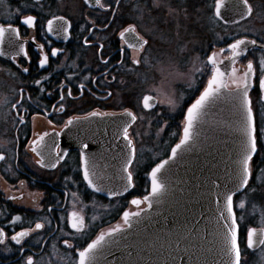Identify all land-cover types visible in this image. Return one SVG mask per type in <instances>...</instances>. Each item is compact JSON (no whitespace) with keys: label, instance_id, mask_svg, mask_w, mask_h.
I'll use <instances>...</instances> for the list:
<instances>
[{"label":"flooded vegetation","instance_id":"obj_1","mask_svg":"<svg viewBox=\"0 0 264 264\" xmlns=\"http://www.w3.org/2000/svg\"><path fill=\"white\" fill-rule=\"evenodd\" d=\"M5 1L9 4L10 17H0V26L6 29L5 43L0 46L4 51L0 56V145L3 146L0 152L5 155V160L0 161V229L6 235L0 240V264H26L28 257H32L33 264H78L77 249L82 250L101 235L105 240L98 246L93 264H150L149 243L143 234L154 233L156 225L150 224L160 223L157 207L183 171L192 165L197 188L216 196L215 185L232 181L233 172L228 170L227 126L233 117H236L233 122L238 121V116L231 97L221 95L211 102L206 115L197 117L194 140L179 150L174 160L170 159L171 149L183 139L188 107L195 103L212 78L207 56L215 52L217 63L224 71L227 57L231 55L228 44L241 38L264 42L260 39L264 37V0H249L252 14L244 20L240 19L244 6L233 8V0H226L227 8L222 9V15L228 24L214 17L215 0H119V6L116 0H100L99 4L96 0ZM170 9L179 15H170ZM203 13L212 22L207 17L201 19L199 16ZM28 16L36 17L34 26L23 22ZM57 17L65 19L61 21ZM50 20L51 32L48 31ZM233 20L239 23H232ZM67 21H71V28L57 32ZM200 25L206 28H199ZM9 26L19 29V34L15 35ZM130 26L135 27V32H125L121 38L119 33ZM218 32L222 36H215ZM140 37L149 41L143 52L125 44V40L128 44H137ZM213 37L217 38L216 43L212 42ZM9 39L16 40L28 51L30 62L7 47ZM85 39L88 44L84 43ZM206 42H210L207 47ZM38 45H43V52L49 55V63L44 68L38 66L41 58ZM249 47L252 51L235 64L240 70L237 77L247 70L248 60L262 55L253 46ZM52 48L61 49V53L51 56ZM197 54H201V62L205 59L206 73L201 78L197 76L199 81L192 82L195 87L192 94L182 99L186 106L175 122L176 135L166 143L164 133L155 132L153 120L145 118L156 107L146 109L145 96H153L156 105L159 98L155 93L142 94V90L150 82H157L151 79L157 66L165 68V73L178 72L184 67L190 73L192 63L187 58ZM12 56L16 59L12 60ZM145 57L151 67L144 63ZM133 58H139L141 64H133ZM104 60L109 62L104 64ZM25 67L28 73L22 72ZM219 79L225 84L231 82L227 75ZM36 80L42 83L36 84ZM80 84L85 86L83 92L78 87ZM21 88L24 99L18 104ZM69 89L71 96L67 94ZM108 92L112 93L111 97H107ZM139 93L142 96L138 101ZM61 94L64 95L63 110H60ZM252 99L255 105L254 94ZM125 109L137 116L129 128L131 146L136 149L129 169L135 188L115 197L105 191L96 193L83 177L81 154L97 165L95 169L90 168V175L98 187L119 188L122 165L129 150L117 127L121 119L118 114ZM93 112L101 115H92ZM20 117L26 122L19 123ZM70 119L74 123L66 127ZM83 144L89 148L82 149ZM163 148L168 149L166 154H162ZM56 152L68 155L53 168L51 163L55 162ZM41 160L48 166L38 163ZM164 160L169 163L158 178L165 184L166 192L159 203L153 200L149 208L144 197L151 191V170ZM263 162L264 152H261L259 158L254 157L248 188L234 197L238 217L239 198L258 185ZM97 176L102 179L97 180ZM133 199L143 203L133 205ZM222 208L221 204L218 211ZM125 212L141 214L130 216L126 222ZM18 216L20 220H16ZM73 222L78 224V229L71 227ZM36 223L45 224V228L36 230ZM128 223L132 224L131 228ZM114 229L123 231L108 236ZM21 231L30 233L22 238V245L11 239ZM247 231L242 233L240 224L241 249L246 246ZM65 239L74 247L64 244Z\"/></svg>","mask_w":264,"mask_h":264},{"label":"snow or ice","instance_id":"obj_2","mask_svg":"<svg viewBox=\"0 0 264 264\" xmlns=\"http://www.w3.org/2000/svg\"><path fill=\"white\" fill-rule=\"evenodd\" d=\"M99 4L100 0H96ZM117 6H119V0H116ZM241 5L244 6L245 11L241 12L240 19L244 20L247 16L252 14V7L249 4V0H233V8H239ZM102 6V5H101ZM213 7L214 17L220 20H223L225 24H228L229 21L224 18L222 15V9L227 8L226 0H215ZM170 15L178 16L179 13L173 12V10H169ZM57 20L63 21L64 17H57ZM36 17L28 16L24 19V23L28 25H35ZM177 27L179 28V22L177 21ZM232 23H239V21L233 20ZM71 28V21H67L66 24H61L56 31L57 32H67L68 29ZM9 29L15 34H19V29ZM6 29L3 26H0V46L4 45V34ZM48 31H53L52 21L48 22ZM125 32H135V27L130 26L125 29V31H121L119 36L123 38L125 36ZM262 41H264V37H260ZM47 42V41H46ZM85 44H88L89 41L85 39ZM125 44L128 48L134 49L139 52H143L145 47L149 44L147 39H143L142 37L138 38L137 44H128L127 40H125ZM249 46H253L256 50H259L262 55L258 57L256 60H248L247 61V70L242 71V74L237 77L236 73L240 71L235 67L236 62L240 57L246 56L250 51ZM7 47L10 49L16 50V56L27 57L30 62V57L28 51L24 49L22 45H18L17 41L14 39H9L7 42ZM40 53L41 58L38 59V66L40 68H44L49 63V55L43 52V45L37 46ZM101 48L103 45L100 46ZM228 50L231 51V55L227 57L228 64L225 67L224 71H221L220 66L216 60L215 52L212 55L207 56V61L210 62L212 68L210 71L213 72L212 78L208 80L207 87L201 93L198 99L195 100L190 107L187 109L186 116V126L183 129V139L180 143L176 144L174 148L171 149V157L170 159H176L178 155V151L189 146L190 141L194 140L193 129L197 122V117L199 115H206L207 109L210 107V104L213 100L219 98L221 95L231 97L233 99L234 108L238 116V150H237V159L234 162V172L232 181L230 184H219L215 185L218 190V195L216 196L215 203L220 208L221 203H223L222 210L218 211V224L222 231L219 233L221 238L222 245V254L226 256L227 264H242L243 261V253L240 244V223L239 220L243 219V216H237V210L234 206V197L237 193L241 192L243 189L248 188L249 180L253 175V160L254 157L259 158L260 153L264 152V42L258 43L257 39H235L233 43L228 44ZM51 56L55 57L61 53V49L52 48ZM255 53L253 52V55ZM4 55L3 48L0 47V56ZM16 56H12L11 59L15 60ZM109 61L104 60L103 63L107 64ZM123 64V60L120 61ZM132 63L135 65H140L141 60L139 58H133ZM144 63L151 67V62L145 57ZM220 63H223L221 61ZM161 73H165L167 70L165 68L160 69ZM194 71H200V69L194 66ZM22 72L28 73L29 69L27 67L22 68ZM203 75V73H201ZM227 75L230 78V84H225L219 77H223ZM168 76H163V81ZM115 79V77H113ZM36 84H41L42 81L36 80ZM79 89L81 92L84 90V85L80 84ZM153 91L156 93L157 97L163 96L169 105L173 108L176 107L175 101L172 99L171 95L168 93L166 89L161 87H154ZM68 96L72 95L71 90L69 89L67 92ZM252 94L257 97V100L254 105V101L252 99ZM112 93L108 92L107 97H111ZM106 97V98H107ZM31 97H29L30 99ZM24 99L23 89H20V100L17 102L18 104L22 102ZM153 99L151 96H146L144 98V106L146 108H151L152 105L148 103L149 100ZM63 101L64 95H60V110H63ZM7 102V101H5ZM164 102V100H162ZM14 107L16 105H13ZM19 115V111H18ZM92 115L99 116L101 113L93 112ZM112 115H117L113 113ZM121 119L117 123L118 129L122 132L124 139L127 141L128 153L125 155L124 163L122 165V175L120 177L121 184L119 188H107L98 187L96 183L93 182L92 176L90 175V168L95 169L97 165L95 162H91L87 155L81 154V159L83 161V177L87 181V185L90 186L96 193L105 191L110 196H121L124 193L130 191L135 188L134 176L131 168L132 162L135 158L136 149L131 146L132 141L129 137V128L131 124L134 123L137 119L135 113H133L129 109H125L123 113L118 114ZM26 121L23 117H20L19 123L23 124ZM74 120L70 119L67 122L66 127L72 125ZM49 135L45 133V136ZM42 139V138H41ZM3 146L0 145V148ZM88 144H83L82 149H88ZM36 151L35 148L32 149ZM51 155V154H49ZM67 152H56L53 156L55 160L54 163H51V167L55 168L60 159H63L67 156ZM5 160V155L3 152H0V161ZM42 166H48L44 163L43 160L38 161ZM169 163L168 160H164L162 163L156 165L155 168L151 170V191L148 196L144 197L145 201H148V207L151 208L153 206V200L157 203L160 202V198L164 196L166 192L165 184L160 181L158 178V174L162 172L165 166ZM264 171V170H261ZM102 179L97 176V180ZM249 191H253L250 189ZM15 199V197H12ZM133 205H140L143 203L142 200L133 199L131 201ZM245 203L243 201L239 202V209H244ZM51 211V210H50ZM140 212L135 213H124V219L126 222L129 221L130 216L139 217ZM75 216V213L72 214ZM21 218L18 216L16 220H20ZM264 222V219H262ZM71 227L73 229H78V224L73 222ZM132 224L128 223V228H131ZM45 224L36 223L35 229H44ZM83 231L82 229H80ZM123 231L122 229H114L113 232L108 233V236H113L115 232ZM5 233L2 229H0V240L5 237ZM30 233L27 231H21L16 233L11 237L13 241H16L17 244L22 245V238L29 236ZM105 240V237L101 235L98 240H94L91 243H88L86 247H83L82 250L77 249L78 251V264H93L95 260L96 250L102 241ZM64 244L68 245L70 248L74 247L69 244L68 239L63 241ZM185 244L186 246L181 248V244ZM264 245V229L260 231L259 238H257V229L250 228L247 231V241L246 247L248 249H252L256 244ZM164 247V251L166 255L171 260V264H181L184 261V264H188V261L191 260L192 264H195L198 257L195 255L194 249L196 246L191 243V236L189 235L187 238L182 236H176L175 240ZM26 264H33L32 257H28L26 260Z\"/></svg>","mask_w":264,"mask_h":264},{"label":"water","instance_id":"obj_3","mask_svg":"<svg viewBox=\"0 0 264 264\" xmlns=\"http://www.w3.org/2000/svg\"><path fill=\"white\" fill-rule=\"evenodd\" d=\"M148 103L152 107H144L152 109L156 106L157 100L153 97ZM235 118L233 117L227 126L229 172H234V162L237 159L239 122H233ZM193 170L190 165L187 170L183 171L181 178L173 182L167 192L168 195L164 196V200L157 207L160 223L150 224L151 226L156 225L151 236L147 233L143 234L149 243L150 264H171L163 246L171 244L176 236L187 238L189 235L192 239L195 238V241L191 242L196 246L194 251L198 259L195 264H227L228 258L222 254L219 235L222 229L216 222L219 209L215 203L216 195L206 189L197 188L193 181ZM230 177L232 179L233 175ZM250 228L257 229V238H259L260 231L264 229L258 226ZM180 246L183 248L186 245L182 243ZM262 246L257 243L249 250L256 251ZM181 264H184V261ZM188 264H192V261L189 260Z\"/></svg>","mask_w":264,"mask_h":264},{"label":"rangeland","instance_id":"obj_4","mask_svg":"<svg viewBox=\"0 0 264 264\" xmlns=\"http://www.w3.org/2000/svg\"><path fill=\"white\" fill-rule=\"evenodd\" d=\"M8 7L9 4L5 0H0V17H5V18L10 17L9 16L10 8ZM199 17L201 19L207 17L206 20L208 22H212V19L209 16L205 15V13L201 14ZM214 24L217 25L216 21L214 22ZM199 28H206V25H200ZM217 28L216 30L218 31ZM219 33L220 32H218V34L215 36H222L219 35ZM216 39L217 38L213 37V41L212 40L211 41L213 43H216L218 41ZM209 43L210 42H206L205 44L206 47ZM200 55L201 54H197V56L187 58L188 62L192 63L190 73H188L184 67L178 72L174 70L175 72L162 74L160 71L161 67L157 66L156 69L153 70L154 76L151 78L157 82H153V83L150 82L149 86L147 88H143L142 90V94H144L145 92L154 94L155 92L153 91V88L160 86L161 81L163 79L162 76L166 75L172 79L173 92L171 94V97L175 101L176 107L173 108L167 102H162V99L158 97L159 98L158 104L153 110L148 111L149 116L145 117L146 119L153 120L152 127L155 132H157L160 135L162 132L164 133V138L166 143L169 142L176 135L175 132L177 128L175 127V122L178 121V117L180 116V110L182 111V107L186 106L185 103L183 104L182 99L186 98L189 94H192L193 89H195L194 84L192 82L193 81L198 82L199 81L198 79L203 76L201 73L203 72L206 73L205 68L207 64L205 62V59L201 62ZM188 62H186V64ZM184 64L185 62H183V65ZM194 66L200 69V71H194ZM197 76H199V78ZM178 83L180 85V88H177ZM142 94L139 93V95L137 96L138 101L142 96ZM154 95L156 96V93ZM167 152H168L167 148L162 149V154H166ZM261 170H264V162L259 171L258 185L252 188L253 191H249L239 198V202L243 201L245 203L244 209H239V202L237 206L238 211L240 212V216H243V219H240L239 222L241 224V231L244 234L251 226H258L264 228V222H262V219H264V171ZM244 237L245 235L243 236V238ZM242 253H243L242 264H264V245L256 251H251L244 244V246H242Z\"/></svg>","mask_w":264,"mask_h":264},{"label":"clouds","instance_id":"obj_5","mask_svg":"<svg viewBox=\"0 0 264 264\" xmlns=\"http://www.w3.org/2000/svg\"><path fill=\"white\" fill-rule=\"evenodd\" d=\"M163 89H166L168 91V93L171 95L173 92V88H172V79L170 77H167L165 79V81H163L160 86ZM162 100H164V102H167L163 96L160 97Z\"/></svg>","mask_w":264,"mask_h":264}]
</instances>
